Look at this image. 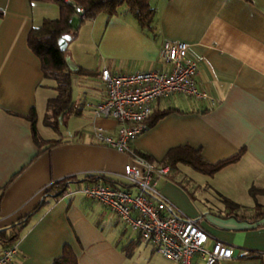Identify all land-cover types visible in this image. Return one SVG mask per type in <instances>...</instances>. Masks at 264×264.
Segmentation results:
<instances>
[{
  "label": "crops",
  "instance_id": "obj_1",
  "mask_svg": "<svg viewBox=\"0 0 264 264\" xmlns=\"http://www.w3.org/2000/svg\"><path fill=\"white\" fill-rule=\"evenodd\" d=\"M45 3L0 0V251L10 227L32 210L53 181L85 174L126 181V155L95 142L91 134L93 125L110 133L117 125L93 116L87 106L104 95L100 71L167 69L158 57L161 45L183 41L187 54L198 61L197 86L215 104L183 94L155 99L152 109L180 111L145 126L130 147L160 161L169 149L189 145L211 163L243 149L237 161L207 181L188 179L180 169L183 164H177L158 180L156 189L174 213L197 219L208 234L206 247L221 241L250 253L218 264H264V216L254 218L253 207L247 210L241 203L251 185L264 188V0H149L154 9L152 30L141 29L124 5L110 17L95 16L90 24L99 34L89 62L67 51L74 37L67 38L65 47V57L77 68L94 73L71 75L72 124L56 138L57 144L39 152L26 116L33 109L37 132L51 139L47 130L46 136L39 132L37 113L52 97L47 92L54 90V82L42 77L39 58L27 46L26 36L43 19L57 17L58 11ZM85 184L71 183L64 195L30 215L9 264H52L65 243L78 264H176L156 253L106 207L85 197L79 191ZM219 195L242 207L234 215L218 202ZM191 264L203 263L195 255Z\"/></svg>",
  "mask_w": 264,
  "mask_h": 264
},
{
  "label": "built area",
  "instance_id": "obj_2",
  "mask_svg": "<svg viewBox=\"0 0 264 264\" xmlns=\"http://www.w3.org/2000/svg\"><path fill=\"white\" fill-rule=\"evenodd\" d=\"M82 15V8H77L74 16ZM158 57L168 66L167 69L110 73L102 68L100 78L104 95L95 104H87L93 116L117 123L113 133L93 125L91 134L95 142L126 155L122 176L131 188L91 183L83 185L79 191L106 207L156 253L176 264H191L195 255L203 264L247 257L249 251L221 241L206 247L208 234L197 219L174 213L163 198L165 203H154L156 198H161L156 189L157 182L167 175L169 167L155 164L130 147L131 141L145 129V119L152 111L153 101L183 94L215 104L214 98L196 84L198 61L187 54L185 42L164 41ZM17 251L16 243L4 247L0 251V264H9Z\"/></svg>",
  "mask_w": 264,
  "mask_h": 264
},
{
  "label": "trees",
  "instance_id": "obj_3",
  "mask_svg": "<svg viewBox=\"0 0 264 264\" xmlns=\"http://www.w3.org/2000/svg\"><path fill=\"white\" fill-rule=\"evenodd\" d=\"M52 3L56 6L58 15L53 20L43 19L39 25L32 26L26 36V44L29 49L39 58L42 77L54 82L55 95L46 99V110L44 115V125L50 127L54 132H58L59 117L75 111L74 101L71 97V75H88L94 73L89 69L78 67L76 70H70L65 62L66 49L60 50L58 39L64 35L76 37L81 24L87 20L93 19L98 14H104L110 17L117 13L120 6H125L128 12L136 20L141 29L152 30L151 24L154 16V9L150 6L149 0H28ZM77 8H82L83 15L78 18L76 25L73 24L74 14ZM2 11L0 10V16ZM71 20L69 21V18ZM172 111H180L176 108L152 109L151 113L145 119V126H150L159 118ZM30 121L32 140L38 147V151L49 149L51 145L57 144L59 139H43L36 130L35 113L31 109L26 116ZM243 149H240L234 155L211 163L201 154L200 149L193 148L189 145L177 146L169 149L160 161H155L146 153H139L146 159L157 165H167L169 168L176 167L177 164L189 166L197 172L207 176H212L221 168L235 162L239 159ZM85 182L86 184L99 183L108 184L117 188L128 189L131 184L126 181L115 180L100 174H85L78 179L74 176L64 177L53 181L47 188L42 191L41 198L32 210L23 215L9 229V233L4 235L3 241L9 246L15 244L20 236L21 230L27 224L32 213L42 206H45L50 199L56 200L67 191L71 183ZM248 194L254 199V218L264 216V204L255 200L256 195L264 198V188L251 185L248 188ZM225 208L235 215V211L242 206L233 200L219 195ZM157 203H165L162 198H156ZM2 232V231H0ZM5 246V247H6ZM253 254V253H252ZM256 255V254H254ZM52 264H78V260L72 248L68 244H63L60 255L53 258Z\"/></svg>",
  "mask_w": 264,
  "mask_h": 264
},
{
  "label": "rangeland",
  "instance_id": "obj_4",
  "mask_svg": "<svg viewBox=\"0 0 264 264\" xmlns=\"http://www.w3.org/2000/svg\"><path fill=\"white\" fill-rule=\"evenodd\" d=\"M42 5H44V7L54 9L57 13V8L54 4L45 3ZM77 20L78 18L75 17L73 21L74 25H76ZM98 34H99V28L94 27V25H92L91 27L90 20L85 21L83 24L80 25L77 36L74 37L72 40H70L69 45L66 47L67 51L77 52L76 55L80 59V61H82L84 64H87L93 54L95 43L98 38ZM47 93H48V96H53L55 92L54 90L49 89ZM46 112H47L46 103H43V105L40 106V110L37 113L38 130L43 136H46L44 131L47 130L49 133L48 137H51V139L52 138L56 139L60 136L59 134H64L62 130L65 129V126H68V127L71 126L72 118L69 114H67L65 118L59 117L58 119L59 127H60L59 131H61V133L53 132V130L50 127L44 125L43 119H44V115ZM180 167H181L180 169L184 171L185 176L188 179H191L196 182H201V183L208 180V176L203 175L202 173H199L188 166L180 165ZM256 198L258 202L264 204L263 196L257 195ZM218 202L221 203V205L223 204L221 200ZM241 203L245 204L247 210L248 209L250 210L253 207L254 200L248 193H246L244 198L241 199ZM133 237H135L134 234H133Z\"/></svg>",
  "mask_w": 264,
  "mask_h": 264
},
{
  "label": "water",
  "instance_id": "obj_5",
  "mask_svg": "<svg viewBox=\"0 0 264 264\" xmlns=\"http://www.w3.org/2000/svg\"><path fill=\"white\" fill-rule=\"evenodd\" d=\"M67 38H68V35H64L63 37H60V38L58 39V47H59L60 50H64V49H65ZM65 62H66L67 67H68L70 70H74V69L77 68V67L74 65V63H72L71 60H70L68 57H65Z\"/></svg>",
  "mask_w": 264,
  "mask_h": 264
}]
</instances>
